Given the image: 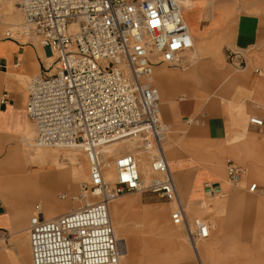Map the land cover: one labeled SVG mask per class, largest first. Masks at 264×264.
<instances>
[{
    "label": "built area",
    "instance_id": "obj_1",
    "mask_svg": "<svg viewBox=\"0 0 264 264\" xmlns=\"http://www.w3.org/2000/svg\"><path fill=\"white\" fill-rule=\"evenodd\" d=\"M17 10L21 22L7 28L4 40H37L54 58L27 87L25 113L35 144L79 150L88 170L82 197L97 200L48 219L35 205L27 228L31 264H121L124 249L110 204L129 193L165 201L170 224L183 226L193 246L207 240L208 225L197 219L190 227L179 203L162 149L168 128L157 91L147 82L157 66H189L190 31L179 0H17ZM230 60L244 65L239 52ZM249 123L264 125L256 118ZM125 139L136 141L141 153L154 154L149 182L141 177L136 155L106 156L108 147ZM109 167L112 181L104 178ZM225 171L229 184L238 187L244 170L226 161ZM205 189L214 190L209 184ZM247 192L264 193L257 184Z\"/></svg>",
    "mask_w": 264,
    "mask_h": 264
},
{
    "label": "crops",
    "instance_id": "obj_2",
    "mask_svg": "<svg viewBox=\"0 0 264 264\" xmlns=\"http://www.w3.org/2000/svg\"><path fill=\"white\" fill-rule=\"evenodd\" d=\"M204 1L190 0L182 8L192 50L195 46L200 57L195 68L186 74L161 66L154 70L161 119L170 129L163 144L167 156L163 151L186 221L189 213L209 229V238L193 247L195 263L190 264H264V193L247 192L250 184L264 191V125L249 123L256 118L264 124V6L260 5L264 0L245 2L247 11L234 16L230 8L235 1L218 5ZM11 10H17V0H0L1 14ZM236 51L243 52L241 67L230 60ZM47 56L34 41L21 45L0 40V156L5 141L18 138L0 160V237L7 230L18 235L16 248L10 247L7 256L0 253V264H20L16 249L22 259L29 253V200L41 199L44 206L55 202L54 193L62 184L54 180L65 173L63 167L53 168L47 155L36 152L33 126L25 113L26 82L46 72ZM205 95L210 97L204 99ZM14 160L21 171L11 176L6 168ZM226 161L245 172L238 187L227 181ZM141 162L146 165V159ZM10 179H16L20 188H14ZM70 183L83 181L79 183L78 174L72 173ZM206 184L213 192L205 189ZM1 202L12 206V212ZM123 205L133 208L127 199L114 207ZM160 205L166 212L165 204ZM63 210L46 217L68 212ZM131 216L136 221L139 213L131 212ZM151 217L156 223L164 219L158 210ZM121 245L125 264H135L134 250H154L158 242L154 237L129 235L128 243Z\"/></svg>",
    "mask_w": 264,
    "mask_h": 264
},
{
    "label": "rangeland",
    "instance_id": "obj_3",
    "mask_svg": "<svg viewBox=\"0 0 264 264\" xmlns=\"http://www.w3.org/2000/svg\"><path fill=\"white\" fill-rule=\"evenodd\" d=\"M215 5L220 3H224L225 1H235V5L232 6L231 12L233 16L238 14L240 11L246 12L247 5L245 2L250 0H214ZM202 2L205 3L204 0ZM264 6V3L260 4ZM204 12L208 13V6H203ZM15 13V16H14ZM2 26L0 27V40L4 39V33L7 30L9 25L19 24L21 22V15L17 10H11L10 12H2ZM15 17V18H14ZM25 42V41H22ZM34 43L37 45V40H34ZM195 46H193L192 52H188L186 54L187 63L189 66L185 69H175L169 68L165 65H161V68L164 70H169L174 74H186L195 68L198 60L200 59L199 56L195 54ZM240 54H243L242 51H236ZM50 65V64H49ZM46 63V66H49ZM155 70V69H154ZM29 81L26 82V88L28 87ZM210 97L209 95H205L204 99ZM162 123L168 128L165 122ZM170 137V129H167V135L165 139L167 140ZM18 138L10 137V139L5 141V151L2 156H0V160L5 156L8 148L15 144ZM165 140L162 143V148L165 151L167 156L166 149L163 147ZM129 151H134L136 149L135 145L129 144L126 146ZM125 150V149H124ZM116 151V150H114ZM36 152L40 155H47L48 161L51 163L53 168L63 167L64 175L63 177L55 178L54 181L60 182L62 186L58 188L54 193V201L52 200L48 202L47 205L44 206L42 204L41 199H30L28 203V222L26 223L28 226L29 218L32 216V211L35 205L40 204L43 209V217L46 214L57 213V210L64 209L63 211H70L74 210L78 207L84 206V204L92 203L97 201L90 196L85 198L82 197V193L80 191L81 185L87 182V162L84 155L77 149H67V148H44V149H37ZM137 158L139 160L146 159V165L142 166L139 164V171L141 177L146 182H149L152 179V174L149 171V160L154 156L153 153H141L139 150L135 152ZM116 153L111 154L110 156L115 157ZM144 155V156H143ZM142 166V167H141ZM33 170H37V167H31ZM77 173L79 178V183L83 181L81 184H72L70 183L71 174ZM66 196V199L63 201L61 196ZM127 199L133 204L132 210H128V208L123 205L119 208L114 207L118 201ZM2 203V202H1ZM58 203V204H57ZM61 203V204H60ZM3 204V203H2ZM160 204H165L166 212H164L162 206ZM4 208L12 212V206H5ZM160 211L164 215V219L161 223H156L154 219H152V214L156 211ZM110 211L112 216L117 219V224L113 223V227L115 232H117V239L121 242V244L128 243V236L132 235H141L146 236L147 238L154 237L157 239L158 247L154 250L146 249V250H134V259L133 262L135 264H190V262L195 263L194 256L192 254L193 251V244L188 238L186 234L185 228L181 227H173L170 224L169 215L170 211L167 207L165 201H161L158 199L156 195H152L149 193L138 194V193H129L120 196L114 202L110 204ZM131 212L139 213L137 220L131 216ZM198 217L190 216L188 213L187 216V223L190 227L193 228V221L197 220ZM200 220V219H199ZM136 224L137 227L135 226ZM28 228V227H27ZM124 231H123V229ZM5 235L0 237V253H3L7 256V250L10 247L16 248V239L18 235H13L12 230H7ZM120 236H119V235ZM28 241V238H27ZM29 244V241H28ZM199 244V243H198ZM16 260L20 264H31L30 262V249L29 253L26 252L25 257L22 259L16 249ZM126 256L124 255L121 259V264H125Z\"/></svg>",
    "mask_w": 264,
    "mask_h": 264
},
{
    "label": "bare ground",
    "instance_id": "obj_4",
    "mask_svg": "<svg viewBox=\"0 0 264 264\" xmlns=\"http://www.w3.org/2000/svg\"><path fill=\"white\" fill-rule=\"evenodd\" d=\"M179 2H180V5H181V7L183 8V6L184 7H186V6H188L189 4H190V0H179ZM191 38V37H190ZM190 42H191V45H192V40L190 39ZM54 61V58L52 57V56H47V65H51L52 64V62ZM49 65V66H50ZM151 80V81H150ZM155 80H156V76H155V73H153V75L147 80V82H148V85L151 87H154L155 88V86H156V83H155ZM152 82V83H151ZM153 84L155 85V86H153ZM156 89V88H155ZM156 91H157V89H156ZM157 94H159V92H157ZM33 130H34V128H33ZM34 138H35V131H34ZM129 144H132V145H135L136 146V149L134 150V151H129V150H126V149H128L126 146H128ZM34 147L36 148V149H44V147H40V146H38V145H36V144H34ZM125 149V150H124ZM114 150H116V151H114ZM138 150V144H137V142L136 141H130V140H127V139H125V140H121V141H118V142H116V143H114L113 145H111L110 147H108V149H107V151H106V156L108 155V157H113V156H110L111 154H113V153H116V155L115 156H119V155H123V154H126V153H128V154H136L135 152ZM144 156V155H143ZM139 164H141L142 165V162H141V160H140V163ZM171 164V163H170ZM142 167V166H141ZM170 168H171V165H170ZM6 170L9 172V174L11 175V176H16V175H18L19 173H20V167L17 165V161L16 160H14L13 162H12V164L11 165H9L7 168H6ZM140 170V169H139ZM104 178H105V180L106 181H112L113 180V178H114V172H113V168L112 167H109L107 170H106V172H105V175H104ZM146 182V181H145ZM147 183V182H146ZM10 184L14 187V188H20L19 186H20V184L18 183V181L16 180V179H10ZM121 201V200H120ZM120 201H118V202H120ZM117 202V203H118ZM88 203V202H87ZM116 203V204H117ZM114 206H115V204H114ZM110 218H111V222H112V224L113 223H115V220H117L116 218H115V216L113 217L112 216V214H111V211H110ZM117 224V221H116V223H115V225ZM115 235H116V233H115ZM117 237V236H116Z\"/></svg>",
    "mask_w": 264,
    "mask_h": 264
}]
</instances>
